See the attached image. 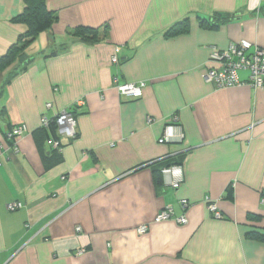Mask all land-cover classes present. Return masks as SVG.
<instances>
[{
  "label": "crops",
  "instance_id": "1",
  "mask_svg": "<svg viewBox=\"0 0 264 264\" xmlns=\"http://www.w3.org/2000/svg\"><path fill=\"white\" fill-rule=\"evenodd\" d=\"M47 5L57 19L28 46L27 69L9 83L0 71V264H264V239L249 235L264 233V88L203 78L214 48L246 39L264 49V0ZM23 8L0 0V60L29 29L13 20ZM142 81L141 97L117 89ZM65 109L78 135L60 137L58 153L42 117ZM172 114L185 139L161 144ZM21 123L15 144L8 133ZM174 163L184 168L179 189L158 183ZM12 201L23 207L8 210ZM169 204L185 224L155 221Z\"/></svg>",
  "mask_w": 264,
  "mask_h": 264
},
{
  "label": "built area",
  "instance_id": "2",
  "mask_svg": "<svg viewBox=\"0 0 264 264\" xmlns=\"http://www.w3.org/2000/svg\"><path fill=\"white\" fill-rule=\"evenodd\" d=\"M120 52L121 46H116L111 58L112 63L116 64L119 62ZM209 61L213 65L203 72V78L206 82L212 83L216 88H233L243 84L254 88H264V49L257 43L242 39L232 42L226 49L214 48L210 52ZM243 70L248 71L246 80H242L239 74ZM145 86V81L128 82L118 85L117 89L120 94L137 98L143 95ZM83 103L84 101L80 99L76 105L79 106ZM47 106L51 107L52 103H48ZM55 118L58 138H50L49 143L54 149L61 152L62 143L60 137L75 139L78 135V121L74 113L69 109L61 111ZM51 121L52 119L43 116L42 127H49ZM27 130L28 128L25 123L15 125L9 131L8 137L16 144L18 138ZM184 139L185 132L179 122V117L176 114H172L163 128V133L158 142L161 144H179ZM161 174L164 183L172 186L174 189H179L184 182V168L180 163L163 167ZM205 202L216 219L224 218L223 213L214 200L207 196ZM183 206L186 207L187 203L184 202ZM22 207L23 203L20 201H12L7 204V209L10 211H15ZM168 219H174L178 223L183 224L188 221L185 215L175 216L173 206L170 204L157 214L155 221L160 222ZM80 229V227L77 228L78 231ZM137 230L139 234H145L149 230V225L142 224L138 226ZM85 251V248H79L77 254H82Z\"/></svg>",
  "mask_w": 264,
  "mask_h": 264
},
{
  "label": "trees",
  "instance_id": "3",
  "mask_svg": "<svg viewBox=\"0 0 264 264\" xmlns=\"http://www.w3.org/2000/svg\"><path fill=\"white\" fill-rule=\"evenodd\" d=\"M24 8L22 12L16 16L14 22L24 23L28 25L29 29L25 34L19 36L18 42L9 49L8 53L0 60V71L7 70L6 82H11L21 72L27 69V65L32 59V56L27 52L28 46L35 40V38L42 32L49 30L55 23L57 16L49 10L47 0H23ZM90 31V28H86ZM179 32L177 24H175L167 32L168 36ZM85 39V38H84ZM56 118L52 119L49 127H41L47 133V137L58 138L56 128ZM14 127V126H13ZM58 153L57 149H55ZM168 166V165H167ZM158 183H163V177H158ZM233 188H228L227 197L233 199ZM251 237L256 239H264V233L259 230L249 232Z\"/></svg>",
  "mask_w": 264,
  "mask_h": 264
}]
</instances>
